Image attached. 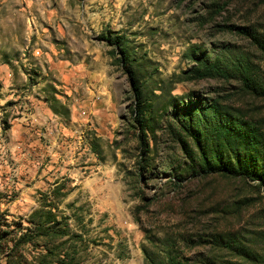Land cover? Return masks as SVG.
<instances>
[{
	"label": "rangeland",
	"instance_id": "1",
	"mask_svg": "<svg viewBox=\"0 0 264 264\" xmlns=\"http://www.w3.org/2000/svg\"><path fill=\"white\" fill-rule=\"evenodd\" d=\"M0 264H264V0H0Z\"/></svg>",
	"mask_w": 264,
	"mask_h": 264
}]
</instances>
